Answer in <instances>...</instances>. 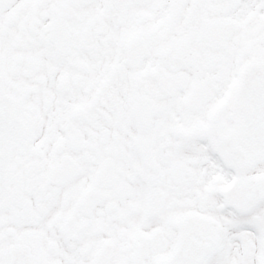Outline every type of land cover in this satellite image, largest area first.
Masks as SVG:
<instances>
[{"label": "snow or ice", "instance_id": "1", "mask_svg": "<svg viewBox=\"0 0 264 264\" xmlns=\"http://www.w3.org/2000/svg\"><path fill=\"white\" fill-rule=\"evenodd\" d=\"M0 264H264V0H0Z\"/></svg>", "mask_w": 264, "mask_h": 264}]
</instances>
